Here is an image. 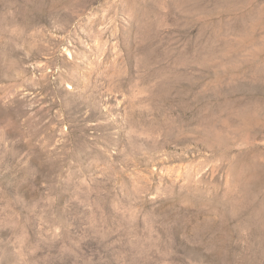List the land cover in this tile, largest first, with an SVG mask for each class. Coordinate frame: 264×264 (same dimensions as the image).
Here are the masks:
<instances>
[{"label":"rangeland","instance_id":"1","mask_svg":"<svg viewBox=\"0 0 264 264\" xmlns=\"http://www.w3.org/2000/svg\"><path fill=\"white\" fill-rule=\"evenodd\" d=\"M0 264H264V0H0Z\"/></svg>","mask_w":264,"mask_h":264}]
</instances>
